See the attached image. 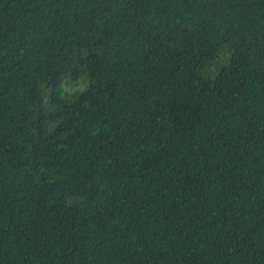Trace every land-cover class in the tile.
Masks as SVG:
<instances>
[{
  "label": "trees",
  "instance_id": "trees-1",
  "mask_svg": "<svg viewBox=\"0 0 264 264\" xmlns=\"http://www.w3.org/2000/svg\"><path fill=\"white\" fill-rule=\"evenodd\" d=\"M0 264H264V0H0Z\"/></svg>",
  "mask_w": 264,
  "mask_h": 264
}]
</instances>
